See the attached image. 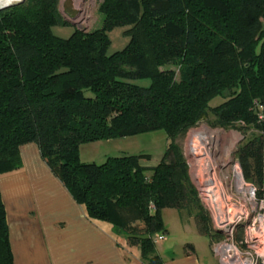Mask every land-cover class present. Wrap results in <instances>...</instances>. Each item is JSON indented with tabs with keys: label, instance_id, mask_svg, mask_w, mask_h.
Instances as JSON below:
<instances>
[{
	"label": "trees",
	"instance_id": "obj_1",
	"mask_svg": "<svg viewBox=\"0 0 264 264\" xmlns=\"http://www.w3.org/2000/svg\"><path fill=\"white\" fill-rule=\"evenodd\" d=\"M60 3L0 8V175L21 168L20 146L34 142L88 217L126 234L149 264H163L153 242L167 232L163 207L195 217L212 246L220 235L177 139L209 111L211 127L255 125L261 135L237 156L264 201V0H100L101 28L69 39L53 32L68 23ZM116 27L130 41L109 53ZM157 130L168 145L155 166L141 164L149 154L81 160L83 144ZM0 264H13L1 190Z\"/></svg>",
	"mask_w": 264,
	"mask_h": 264
},
{
	"label": "crops",
	"instance_id": "obj_2",
	"mask_svg": "<svg viewBox=\"0 0 264 264\" xmlns=\"http://www.w3.org/2000/svg\"><path fill=\"white\" fill-rule=\"evenodd\" d=\"M20 155L21 168L0 175L13 264H144L138 244L111 224L88 217L36 143L21 145ZM160 241L156 252L163 264H219L210 239V250L202 255L194 248L169 255L171 244Z\"/></svg>",
	"mask_w": 264,
	"mask_h": 264
},
{
	"label": "rangeland",
	"instance_id": "obj_3",
	"mask_svg": "<svg viewBox=\"0 0 264 264\" xmlns=\"http://www.w3.org/2000/svg\"><path fill=\"white\" fill-rule=\"evenodd\" d=\"M69 0H61L60 3V11L65 18V10L64 4ZM79 4L83 6H90V10L93 15V19L91 18V22L89 23V28L82 29L77 24L74 25L68 21L67 24L56 25L53 27V32L56 36L69 39L74 32L78 30H97L101 28L103 21V13L99 11V3L100 0H93L92 2H87V0H78ZM66 19V18H65ZM79 23V22H78ZM128 27H116L109 32L110 39V48L109 53H113L119 50H122L126 47V45L130 41V35L125 31ZM141 83L147 84L148 82L141 81ZM225 96H229V91L225 92ZM224 102L223 97H217L211 101L212 106H218ZM262 110V109H260ZM209 115H206V118L199 122V124L190 129L184 136H181L177 139V142L181 145L187 162L189 164V176L191 182L197 188L199 197L201 200V204L209 215V210L204 203V198L200 195V186L205 193V196L209 199L208 193V185H205L204 179H197V175L195 173V169L193 167V156L191 154V144H193L192 139L194 136L198 135V130L201 131L203 128H207L213 131H223L225 134H229L230 140H226L223 142L227 145V150H230L229 156L232 159L227 165H223L221 169H219V176L223 178V182L225 187L228 190L229 196H233L235 192V171L234 165H238L241 170L242 177H244V171L241 167V164L238 159V150L241 146L248 144L252 140H255L258 136L261 135L260 130L255 125H250L246 127L244 130H238L237 128H223V127H211L209 122L214 119L213 114L209 111ZM242 124L238 123L237 126ZM237 138V139H236ZM234 140V141H233ZM191 142V143H190ZM235 143V144H234ZM168 145V136L164 130H157L142 134H137L128 137L110 139V140H101L97 142H91L81 145L80 156L81 160L86 163H96L101 164L106 161V159L110 156H131V155H140V154H149L151 156L150 160H142L141 164H148L151 166L157 165L162 156L164 155L166 148ZM227 154V155H228ZM204 161V160H203ZM150 172H146V176H150ZM248 180H244L247 184H253L259 191L261 187L255 181V179L247 178ZM200 184V186H199ZM210 186L213 185L211 182ZM233 188V189H232ZM232 189V190H231ZM264 189V188H263ZM262 189V190H263ZM263 195V192H262ZM240 196H243L240 195ZM264 196V195H263ZM238 196L234 198L236 201ZM153 207V205L151 206ZM161 219L164 227L167 232L164 233V238L160 241L169 242L167 244H171L170 249L168 250L169 255H178L186 253L191 249H196L201 255L203 251L210 250L209 249V237L200 233L199 228L196 224L195 217L190 216L185 211H180L179 209L173 207H163L160 211ZM126 235V234H125ZM159 243V242H158ZM157 248V247H156ZM211 254V253H210ZM212 255V254H211ZM142 257V254H141ZM144 264H149L146 260L143 259Z\"/></svg>",
	"mask_w": 264,
	"mask_h": 264
},
{
	"label": "built area",
	"instance_id": "obj_4",
	"mask_svg": "<svg viewBox=\"0 0 264 264\" xmlns=\"http://www.w3.org/2000/svg\"><path fill=\"white\" fill-rule=\"evenodd\" d=\"M92 1L87 0L88 4ZM71 6L76 15L69 17L65 13L66 20L82 29L89 28L93 19L91 5L85 7L78 0H71ZM245 187L244 190L235 188L229 200L209 201L200 186L212 228L220 235L212 245L219 264H264V201L258 199L257 188L253 184L245 182ZM163 238L164 234H156L153 242L157 244Z\"/></svg>",
	"mask_w": 264,
	"mask_h": 264
},
{
	"label": "bare ground",
	"instance_id": "obj_5",
	"mask_svg": "<svg viewBox=\"0 0 264 264\" xmlns=\"http://www.w3.org/2000/svg\"><path fill=\"white\" fill-rule=\"evenodd\" d=\"M18 1L20 0H0V5ZM197 132L198 135L194 136L192 139L193 144L190 146L191 154L194 159L193 167L196 175L198 176L197 179L205 180V185H208L207 194L209 195L210 200H229L231 199V196L228 194L229 189L227 190L224 185L223 178L220 177L221 175L219 176V169H221L223 165H227L233 159L229 156L230 150H227L228 148L225 146L227 145V142H223V140L226 141L231 138L229 134H225L223 131H213L207 128H203V130H198ZM234 171L236 178L234 182L235 187L238 190L246 189L240 167L238 165H234ZM211 182L213 185L210 186L209 184Z\"/></svg>",
	"mask_w": 264,
	"mask_h": 264
},
{
	"label": "water",
	"instance_id": "obj_6",
	"mask_svg": "<svg viewBox=\"0 0 264 264\" xmlns=\"http://www.w3.org/2000/svg\"><path fill=\"white\" fill-rule=\"evenodd\" d=\"M25 0H20L18 2H14V3H8V4H5V5H0V8H5V7H9V6H12V5H15V4H19V3H22L24 2ZM64 10H65V13L69 16V17H75L76 15V12L72 9V6H71V0H69L68 2H66L64 4ZM70 22V21H69ZM74 24V23H72ZM75 25V24H74ZM206 118V115H202L199 119V122L204 120ZM129 238H137V239H148V235H145V236H142V235H129L128 236Z\"/></svg>",
	"mask_w": 264,
	"mask_h": 264
}]
</instances>
